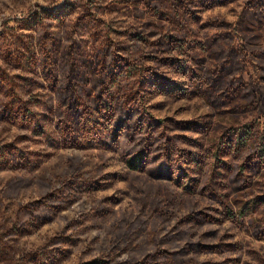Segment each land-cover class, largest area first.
I'll list each match as a JSON object with an SVG mask.
<instances>
[{"label": "rangeland", "instance_id": "obj_1", "mask_svg": "<svg viewBox=\"0 0 264 264\" xmlns=\"http://www.w3.org/2000/svg\"><path fill=\"white\" fill-rule=\"evenodd\" d=\"M0 76L42 112L0 118V264H264V170L236 173L253 132L264 150V16L243 0H0ZM117 107L139 137L117 141Z\"/></svg>", "mask_w": 264, "mask_h": 264}, {"label": "trees", "instance_id": "obj_2", "mask_svg": "<svg viewBox=\"0 0 264 264\" xmlns=\"http://www.w3.org/2000/svg\"><path fill=\"white\" fill-rule=\"evenodd\" d=\"M208 1L210 2L211 0ZM243 2L248 4L249 10L253 12V14L258 13L260 16H264V0H243ZM43 58L44 56H42V53H40L39 51L34 52L31 55V60L33 64H36L37 67L38 64L40 65V67H38V73L36 74H38L39 77L43 78V80L46 82L47 88L57 95L59 101L63 103H72L73 99L71 97V93L68 92V87L66 86V84L62 83L60 75H57V66L55 65V62L50 58ZM155 65L154 67L152 66L151 68H148L150 70L154 69V74L150 73L151 78H157L160 75L161 70L159 68H155ZM30 70L32 71L34 69ZM36 80H38L37 76H35L32 81ZM37 82L41 83L39 80ZM0 85H7L10 87V91L7 92L8 96H10V102H7V104L4 105V108L0 107V118L10 121L12 123H16L22 128H36L39 122V117H41L42 115V112L39 109H36L38 104L30 103L31 105H28V103H25L26 101L21 100V97L17 94L16 89L10 84L9 78L6 79L0 76ZM141 113L147 116L148 118L151 116L147 111H144L143 109H141ZM141 129L143 128L138 126V123L134 120V114L132 110L117 107V109L113 111V120L111 121V132L114 134V136H116V139L118 138V142L124 140L125 138H130L131 140L134 136L139 137L136 136V132ZM243 139L247 141L246 136L243 137ZM243 139L241 138V141ZM258 139L259 138L256 132H253V134L249 136V140L246 146L247 153H245L243 162L240 165L236 166L239 170L236 173H258L261 170H264V150L259 148L260 145L257 142ZM228 141L233 142L234 145L237 144L236 138H233V135L231 137H228ZM241 141L233 147L234 156L239 151L238 147L240 146ZM136 146L139 149L134 148L132 149V152L129 153L131 154L129 155V157H131V161L137 160V156H141V154L143 153L145 155L147 152L144 151V145ZM135 152L136 154L132 156V154ZM138 162L140 163L141 161L139 160ZM138 162L136 164H138ZM170 164H172L170 161L169 163H160L157 169L160 170L167 177H170L172 174L171 171H169L171 168ZM231 218L233 220L238 221L239 217L238 215H234ZM256 235H258L260 239H264V228H261V231H259ZM207 247L212 248L211 245Z\"/></svg>", "mask_w": 264, "mask_h": 264}]
</instances>
